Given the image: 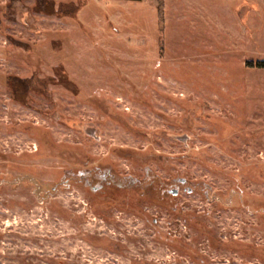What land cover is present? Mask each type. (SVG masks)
<instances>
[{
  "label": "rangeland",
  "instance_id": "rangeland-1",
  "mask_svg": "<svg viewBox=\"0 0 264 264\" xmlns=\"http://www.w3.org/2000/svg\"><path fill=\"white\" fill-rule=\"evenodd\" d=\"M259 61L264 0H0V264H264Z\"/></svg>",
  "mask_w": 264,
  "mask_h": 264
},
{
  "label": "trees",
  "instance_id": "trees-1",
  "mask_svg": "<svg viewBox=\"0 0 264 264\" xmlns=\"http://www.w3.org/2000/svg\"><path fill=\"white\" fill-rule=\"evenodd\" d=\"M249 66L251 67H255V68H258V69H264V61H259L257 62L256 64H253V63H250ZM180 184L182 185L183 183H186L185 180H181L179 181Z\"/></svg>",
  "mask_w": 264,
  "mask_h": 264
},
{
  "label": "flooded vegetation",
  "instance_id": "flooded-vegetation-1",
  "mask_svg": "<svg viewBox=\"0 0 264 264\" xmlns=\"http://www.w3.org/2000/svg\"><path fill=\"white\" fill-rule=\"evenodd\" d=\"M106 180H107L106 178H103V180H102V181L104 182V181H106ZM183 184H185V183H183Z\"/></svg>",
  "mask_w": 264,
  "mask_h": 264
},
{
  "label": "water",
  "instance_id": "water-1",
  "mask_svg": "<svg viewBox=\"0 0 264 264\" xmlns=\"http://www.w3.org/2000/svg\"><path fill=\"white\" fill-rule=\"evenodd\" d=\"M176 194H177V192H176Z\"/></svg>",
  "mask_w": 264,
  "mask_h": 264
}]
</instances>
